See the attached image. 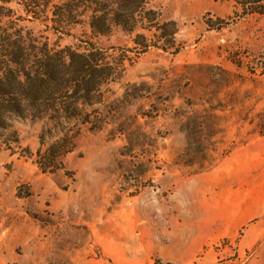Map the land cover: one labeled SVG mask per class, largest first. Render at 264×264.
<instances>
[{
    "label": "rangeland",
    "instance_id": "rangeland-1",
    "mask_svg": "<svg viewBox=\"0 0 264 264\" xmlns=\"http://www.w3.org/2000/svg\"><path fill=\"white\" fill-rule=\"evenodd\" d=\"M8 1L2 23L37 48L91 43L123 68L78 116H12L0 132V264H173L156 250L182 180L264 135V0H142L132 32L96 37L22 21ZM244 228L193 264H264V237L238 250Z\"/></svg>",
    "mask_w": 264,
    "mask_h": 264
},
{
    "label": "trees",
    "instance_id": "trees-1",
    "mask_svg": "<svg viewBox=\"0 0 264 264\" xmlns=\"http://www.w3.org/2000/svg\"><path fill=\"white\" fill-rule=\"evenodd\" d=\"M14 1L22 13L23 17H19L22 21H37L56 34H65L84 22L95 37L109 35L112 26H121L125 31L132 32L127 21L135 16L134 4L142 2ZM7 2L0 0V4ZM2 10L4 8L0 6V132L7 129L12 116L30 114L38 117L50 111L66 118L78 116L79 106L92 102L101 87L113 79L114 71L123 68V61L111 63L102 59L101 53L91 43L83 52L70 49L51 51L47 43L37 48L34 39L24 34L23 30L17 31L2 23L3 19L10 17L3 15ZM67 138L64 137L61 143L66 144ZM69 150L65 149L63 153Z\"/></svg>",
    "mask_w": 264,
    "mask_h": 264
},
{
    "label": "crops",
    "instance_id": "crops-1",
    "mask_svg": "<svg viewBox=\"0 0 264 264\" xmlns=\"http://www.w3.org/2000/svg\"><path fill=\"white\" fill-rule=\"evenodd\" d=\"M176 196L183 207L156 250L162 261L204 260L214 244L236 237L244 227L238 250L257 245L264 237V135L250 139L210 170L182 180Z\"/></svg>",
    "mask_w": 264,
    "mask_h": 264
}]
</instances>
